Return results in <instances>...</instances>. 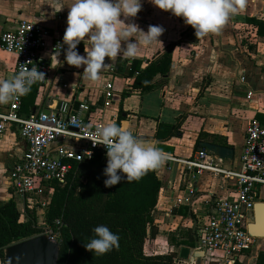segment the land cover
<instances>
[{"label": "crops", "instance_id": "obj_1", "mask_svg": "<svg viewBox=\"0 0 264 264\" xmlns=\"http://www.w3.org/2000/svg\"><path fill=\"white\" fill-rule=\"evenodd\" d=\"M71 3L72 0H0V35L15 31L18 23L25 20L63 38ZM60 4L64 6L62 10ZM141 4L142 10L131 22L145 32L149 25L161 26L164 32L159 40L163 48L154 44L142 48L135 58L120 57L112 62L105 58V63L112 66L102 73L103 78L97 84L83 78V66L75 68L65 62L66 50L58 56L59 65L55 57L50 58L54 53L45 51L41 58L50 68L49 81L45 85L34 84L23 96L20 114L26 117L54 113L62 103H68L74 111L79 104L87 103L92 109L88 115L91 122L106 125L119 118V126L147 142H156L157 147L177 160L192 159L201 150V143L232 149V161L222 160L221 166L238 171L249 121L255 119L264 125V26L247 21L264 22V0H247L245 11L232 18L222 35H210L202 40L196 39L194 30L182 18L157 9L150 0H141ZM168 48L171 49L169 73L157 75L150 92L132 91L135 75H128L132 63L137 62L142 70ZM76 51L85 55L83 42ZM15 64L13 56L0 50V78L11 77ZM106 84L112 85L113 94L107 107L103 106L102 93ZM126 92L127 96L123 97ZM248 93H251L249 99ZM8 105H0V111ZM175 123H180L176 136L155 138L158 125ZM24 151L25 143L17 127L7 125L0 132V200L11 198L9 172ZM155 172L162 184L153 213L157 233L154 238L147 236L144 251L171 253L176 260H182L179 253L183 247L170 245L169 236L192 231L195 217L210 212L214 200L233 199L234 180L208 172L188 173L184 165L171 161ZM188 184H192L194 191L190 203L178 204L166 215L187 194ZM257 202H264V187L256 191ZM250 221L253 222V210ZM189 250L186 264L198 259L209 261L206 257L195 258V251ZM261 252L264 253V239H258L256 255L245 252L246 257L239 264H257Z\"/></svg>", "mask_w": 264, "mask_h": 264}, {"label": "built area", "instance_id": "obj_2", "mask_svg": "<svg viewBox=\"0 0 264 264\" xmlns=\"http://www.w3.org/2000/svg\"><path fill=\"white\" fill-rule=\"evenodd\" d=\"M0 50L14 57V74L21 64L32 61L27 67L30 69L34 64L38 71L45 74V81L36 84L45 85L49 81L50 68L41 54L45 51L54 53L55 50L63 53L66 46L62 37L54 36L34 22L22 20L15 31L0 35ZM102 93L103 106L107 107L113 96L112 85L106 84ZM250 96L251 93H248L247 98ZM22 98L0 111V132L7 125H13L25 143L22 157L9 172L11 189L25 210L35 212L37 226L44 228L42 234L59 241L61 221L55 219L52 227L45 224L53 194L52 184L64 182L73 164L90 160L95 153L107 157L103 145L94 147L92 144L94 137L91 133L103 123L89 120L90 107L87 103L79 104L74 111L68 103H62L57 112L24 117L20 114ZM167 161L184 165L188 173L201 175L208 172L215 177L234 180L233 199L214 200L210 212L195 217L193 231L196 246L192 250L203 252L204 257L217 264L239 263L246 257L245 252L256 255L258 238L248 234L247 225L251 222L256 191L264 187V125L255 119L249 121L238 171L223 168L222 159L203 149L190 160L169 157ZM186 192L166 215L171 214L178 204L190 203L194 194L192 184L187 185ZM175 263L186 264L185 260H175Z\"/></svg>", "mask_w": 264, "mask_h": 264}, {"label": "clouds", "instance_id": "obj_3", "mask_svg": "<svg viewBox=\"0 0 264 264\" xmlns=\"http://www.w3.org/2000/svg\"><path fill=\"white\" fill-rule=\"evenodd\" d=\"M150 3L163 12L182 18L184 24L194 30L197 40L222 35L232 18L243 13L247 6V0H150ZM59 7L60 10L64 8L63 4ZM68 9L63 35V45L67 46L65 62L75 68L83 66L82 76L92 84L99 83L102 73L112 66L105 63V58L111 62L120 57L135 58L142 48L154 44L163 48L159 40L164 32L161 26L149 25L145 32L131 22L142 10L141 0H72ZM81 42L84 43L83 56L76 51ZM59 55L60 51L55 50L50 57H55L57 65L61 63ZM29 63L32 61L21 64L11 77L0 78V105L18 100L27 95L34 84L45 81V74L34 64L29 69ZM91 135L94 147L103 145L106 148V188L120 182L118 171L131 183L161 168L169 158V154L157 147L156 142L138 138L131 130L115 123L100 125ZM93 232L95 238L84 245L87 251L104 255L119 248L120 237L107 226H96Z\"/></svg>", "mask_w": 264, "mask_h": 264}, {"label": "trees", "instance_id": "obj_4", "mask_svg": "<svg viewBox=\"0 0 264 264\" xmlns=\"http://www.w3.org/2000/svg\"><path fill=\"white\" fill-rule=\"evenodd\" d=\"M247 21L264 26V22L254 19ZM170 66L169 48L158 54L142 70L137 62H133L128 73L129 76L135 75L132 91H152V80L157 75L166 76ZM127 94L128 92L124 93L123 97ZM119 121L118 118L115 122L118 126ZM179 128L180 123L160 124L155 138L161 140L176 136ZM106 165L107 157L95 153L90 160L73 164L64 182L52 184L53 194L45 215V224L52 227L55 219L62 223L59 238L61 250L57 264H176L174 254H147L144 251L147 236L154 238L157 233L153 213L162 184L155 170L131 183L118 171L120 182L106 188ZM11 193L9 200H0V264H4L5 247L44 232L43 227L37 226L35 212L25 210L13 190ZM99 225L107 226L120 237L118 249L104 255L86 250L84 245L95 238L93 229ZM169 244L176 248L193 249L196 246L195 233L192 230L183 235L171 234ZM257 264H264L263 252L259 253Z\"/></svg>", "mask_w": 264, "mask_h": 264}, {"label": "water", "instance_id": "obj_5", "mask_svg": "<svg viewBox=\"0 0 264 264\" xmlns=\"http://www.w3.org/2000/svg\"><path fill=\"white\" fill-rule=\"evenodd\" d=\"M59 107V105H58ZM44 114H47L46 112ZM200 149L222 159L232 161L233 150L209 143H201ZM247 232L252 237L264 239V202H257L253 206V222L247 225ZM61 245L53 241L46 234H41L14 244L3 250L4 264H57ZM189 248L180 249L179 257L187 260ZM195 258L204 257L203 252H195Z\"/></svg>", "mask_w": 264, "mask_h": 264}, {"label": "rangeland", "instance_id": "obj_6", "mask_svg": "<svg viewBox=\"0 0 264 264\" xmlns=\"http://www.w3.org/2000/svg\"><path fill=\"white\" fill-rule=\"evenodd\" d=\"M208 260H201L198 259L197 261H195V263L193 264H208L209 262H211L210 260L207 262ZM192 264V263H191Z\"/></svg>", "mask_w": 264, "mask_h": 264}]
</instances>
